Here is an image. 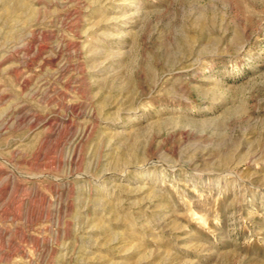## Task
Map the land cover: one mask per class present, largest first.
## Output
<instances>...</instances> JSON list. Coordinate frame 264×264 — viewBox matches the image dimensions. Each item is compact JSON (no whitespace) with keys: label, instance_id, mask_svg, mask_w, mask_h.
Wrapping results in <instances>:
<instances>
[{"label":"rangeland","instance_id":"1","mask_svg":"<svg viewBox=\"0 0 264 264\" xmlns=\"http://www.w3.org/2000/svg\"><path fill=\"white\" fill-rule=\"evenodd\" d=\"M0 264H264V0H0Z\"/></svg>","mask_w":264,"mask_h":264}]
</instances>
